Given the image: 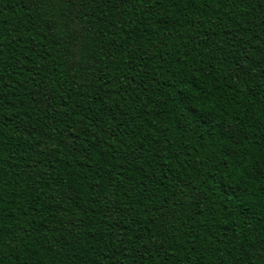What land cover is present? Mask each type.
Listing matches in <instances>:
<instances>
[{
    "label": "trees",
    "instance_id": "1",
    "mask_svg": "<svg viewBox=\"0 0 264 264\" xmlns=\"http://www.w3.org/2000/svg\"><path fill=\"white\" fill-rule=\"evenodd\" d=\"M0 264H264V0H0Z\"/></svg>",
    "mask_w": 264,
    "mask_h": 264
}]
</instances>
